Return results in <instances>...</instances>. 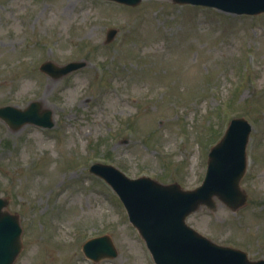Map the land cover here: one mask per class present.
<instances>
[{"label":"rangeland","instance_id":"1","mask_svg":"<svg viewBox=\"0 0 264 264\" xmlns=\"http://www.w3.org/2000/svg\"><path fill=\"white\" fill-rule=\"evenodd\" d=\"M48 60L86 66L55 79L39 70ZM33 101L53 111V128L11 129L0 119V195L23 228L16 264H152L119 197L90 166L193 189L238 117L253 126L241 182L248 202L233 211L217 199L215 211L202 207L187 223L264 260V13L172 0H0V107ZM105 234L118 257L88 260L83 244Z\"/></svg>","mask_w":264,"mask_h":264},{"label":"water","instance_id":"2","mask_svg":"<svg viewBox=\"0 0 264 264\" xmlns=\"http://www.w3.org/2000/svg\"><path fill=\"white\" fill-rule=\"evenodd\" d=\"M136 6L142 0H115ZM181 4L215 7L235 14L258 15L264 12V0H174ZM117 30L108 32L110 42ZM84 62L58 66L48 61L41 70L61 78L84 67ZM33 102L25 110L12 106L0 108V118L12 129L26 124L52 128L53 112ZM252 131L245 118L234 119L225 137L211 150L208 172L203 184L185 190L177 183L164 185L151 178L130 179L112 165L95 164L90 171L108 181L119 194L130 220L146 240L157 264H264L251 262L240 250L215 244L187 225L188 216L202 206L216 209L215 197L233 210L244 206L248 196L241 188L247 169L246 148ZM9 199L0 197V264H15L23 249V228L18 214L8 210ZM95 261L118 256L109 236L88 241L83 248Z\"/></svg>","mask_w":264,"mask_h":264}]
</instances>
